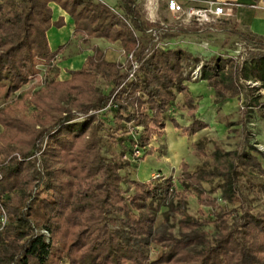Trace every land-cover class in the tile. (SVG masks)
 Wrapping results in <instances>:
<instances>
[{"label":"trees","instance_id":"16d2710c","mask_svg":"<svg viewBox=\"0 0 264 264\" xmlns=\"http://www.w3.org/2000/svg\"><path fill=\"white\" fill-rule=\"evenodd\" d=\"M120 2L131 28L91 0H0V264H264V215L250 212L239 191L241 175L256 176L264 199V166L250 153L207 156L199 141L192 153L204 160L194 170L182 163L174 179L130 180L122 188L121 172L152 154L153 129L161 132L168 121L192 136L208 125L194 116L185 53L147 51L143 44L145 37H171L175 29L147 35L132 0ZM51 3L71 17L77 42H118L126 58L132 54L134 72L131 61L109 62L93 46L79 70L57 80L54 65L67 46H48L47 31L63 25L53 22ZM239 37L246 45L241 61L195 60L202 61L201 80L216 104L238 97L241 80L264 88V39L249 32ZM39 66L44 85L11 101ZM98 79L106 93L95 87ZM177 95L192 118L187 128L165 117ZM204 184H214L237 210L210 220L189 216L192 195L201 207H218ZM158 214L163 224L154 229ZM171 219L177 231L168 226ZM209 224L218 228L213 240L204 230ZM152 244L163 248L156 260L149 259Z\"/></svg>","mask_w":264,"mask_h":264},{"label":"rangeland","instance_id":"374dc122","mask_svg":"<svg viewBox=\"0 0 264 264\" xmlns=\"http://www.w3.org/2000/svg\"><path fill=\"white\" fill-rule=\"evenodd\" d=\"M91 1L106 3L104 0ZM219 1L234 4L233 1ZM137 8L142 20L148 27L149 25L144 19V8L142 6ZM226 8L232 7L228 6ZM113 9L119 14L123 11L121 4L113 6ZM160 17L166 24L172 25L171 27L175 29L172 36L163 37L157 41H150L148 37H145L143 44L147 51H152L153 49H178L185 53L184 72L185 76L189 78L187 86L193 99L194 116L206 122L208 127L192 136L182 132L181 129L174 128L168 121H166L165 128L161 132L153 129L154 136L150 142L153 150L152 154L141 161H132L131 167L121 172L124 178L122 188L126 189L128 187L126 182L130 180L148 182L155 174L174 179L180 174L182 163H187L190 169L194 170L204 160V158L195 156L192 153L194 145L199 141H203L204 152L207 156L215 150H220L221 152L236 151L240 154L248 152L257 157L264 166V161L258 154V152L264 153V88L260 87L258 83L241 80L242 88L238 97L216 104L213 91L207 87L205 81L201 80V68L200 71H196L197 66L200 65L202 67V61L195 62V60L219 57L222 59L236 58L241 61L246 45L242 42L239 35L246 33V31L238 28L237 23L234 21L223 20L219 24L212 26L211 29L208 26L197 27L193 24H184L170 14L165 13L163 8H160ZM51 28L50 36L55 38L59 28L56 26ZM56 39L59 40L58 36ZM89 40L87 42L83 41L84 45L81 49L77 47L78 42L75 39L69 41L61 54V61L67 65L70 61L77 59L79 55L84 54V51H86L84 50L85 46ZM60 46L62 45L58 47ZM119 48L122 51L121 46ZM102 49H106L105 60L126 66L128 58L123 53L118 56L117 51L111 46L103 47ZM67 61L69 62L67 63ZM38 68L39 73L32 77L18 92L11 95V101H14L19 95H25L44 85L46 79L44 80L43 70L45 68L44 66H39ZM225 69H227V65H225ZM52 73L54 72L51 71L50 75ZM95 87L103 90L104 93L108 91V88L105 87L100 79L95 82ZM254 88L255 91L253 90ZM2 106L3 103L0 102V108ZM169 116L175 118L182 128H187L190 125L192 118L187 113L182 95L176 96L173 105L165 115L166 118ZM1 130L0 127V132ZM102 152L106 154L105 146H102ZM141 156L142 153L137 155L138 158ZM259 181L260 179L256 176L241 175L239 191L243 197L244 206L250 212L264 215V199L257 186ZM204 187L208 196L216 199L218 207L216 209L201 207L197 204L195 196L192 195L186 205V212L189 216L196 219L210 220L214 218L216 213L231 212L229 210L233 208L237 210V204L225 203L219 198L220 192L214 190V184H204ZM230 216L226 218L227 223L231 221L229 219ZM162 224V215L158 214L153 228L159 229ZM168 224L170 228L177 231L173 219ZM204 230L210 240H213L218 233V228L214 224H209ZM162 253L163 248L161 246L150 245V260L158 259Z\"/></svg>","mask_w":264,"mask_h":264},{"label":"crops","instance_id":"0c3cea01","mask_svg":"<svg viewBox=\"0 0 264 264\" xmlns=\"http://www.w3.org/2000/svg\"><path fill=\"white\" fill-rule=\"evenodd\" d=\"M105 4L109 8H113V6L121 4L120 0H104ZM233 1L232 11L235 19L234 22L237 23V27L245 30L246 32L252 33L257 37H261L264 39V10L260 8L259 2L254 0H227ZM122 5V4H121ZM50 8L52 10V20L53 22H57L59 19L62 20L63 25L59 28L57 35L55 38L50 36L52 28L49 29L46 33L48 46L51 51H55L59 45L60 47H65V45L74 39V22L71 17L63 11L58 5L51 3ZM59 38L57 40L56 38ZM79 38V37H78ZM84 44L82 42H78L77 47L81 49ZM95 46L99 48L104 54L106 53V49H102L103 47L111 46L114 50L117 51L118 56L122 53L120 44L118 42L108 43L106 40L101 38H92L89 40L88 44L85 46L86 51L84 54H81L74 61H70L69 64H64L61 60L57 61L54 65V69L56 72L57 80L63 81L67 80L70 71L79 70L85 59L92 55L91 48ZM58 47V48H60ZM57 48V49H58ZM56 49V50H57ZM107 57V55H106ZM66 62V61H65ZM69 61H67L68 63Z\"/></svg>","mask_w":264,"mask_h":264},{"label":"built area","instance_id":"2783aa9c","mask_svg":"<svg viewBox=\"0 0 264 264\" xmlns=\"http://www.w3.org/2000/svg\"><path fill=\"white\" fill-rule=\"evenodd\" d=\"M258 2L260 8L264 10V0H258ZM139 6L144 8V19L149 25L146 34L149 35H153L156 28H168L172 26L166 24L160 17V8H163L165 13L170 14L184 24H193L197 27L208 26L209 29L223 20L233 21L235 19L232 9L226 8L228 6L232 7V4L220 2L219 0H132V7L138 12L137 7ZM110 9L131 28L129 21L125 19L123 13L119 14L113 8ZM157 40L158 37H154L153 41ZM127 58L131 61L133 73L137 65L132 62V54L128 55ZM200 68V65L197 66L196 71H200ZM43 72L45 73V70ZM132 73L130 76H132ZM255 84L257 83L255 82ZM159 176V174H155L152 176V179H157ZM0 220L1 224L5 223L4 214Z\"/></svg>","mask_w":264,"mask_h":264}]
</instances>
